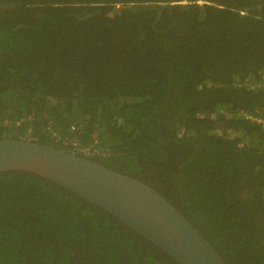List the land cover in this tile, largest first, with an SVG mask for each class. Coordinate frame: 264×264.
Masks as SVG:
<instances>
[{
	"label": "trees",
	"instance_id": "obj_1",
	"mask_svg": "<svg viewBox=\"0 0 264 264\" xmlns=\"http://www.w3.org/2000/svg\"><path fill=\"white\" fill-rule=\"evenodd\" d=\"M1 2L0 138L136 177L226 264H264V126L241 114L264 117V0ZM0 264L181 263L56 183L11 171Z\"/></svg>",
	"mask_w": 264,
	"mask_h": 264
},
{
	"label": "water",
	"instance_id": "obj_2",
	"mask_svg": "<svg viewBox=\"0 0 264 264\" xmlns=\"http://www.w3.org/2000/svg\"><path fill=\"white\" fill-rule=\"evenodd\" d=\"M0 0L1 10L10 8ZM50 180L111 214L181 264H226L208 239L150 184L85 155L23 138H0V173Z\"/></svg>",
	"mask_w": 264,
	"mask_h": 264
},
{
	"label": "built area",
	"instance_id": "obj_3",
	"mask_svg": "<svg viewBox=\"0 0 264 264\" xmlns=\"http://www.w3.org/2000/svg\"><path fill=\"white\" fill-rule=\"evenodd\" d=\"M261 84L264 88V80L261 81ZM245 119H249L250 121H254L255 123L262 124L264 126V117L258 115V114H250V113H241Z\"/></svg>",
	"mask_w": 264,
	"mask_h": 264
},
{
	"label": "flooded vegetation",
	"instance_id": "obj_4",
	"mask_svg": "<svg viewBox=\"0 0 264 264\" xmlns=\"http://www.w3.org/2000/svg\"><path fill=\"white\" fill-rule=\"evenodd\" d=\"M147 173H148V172H147ZM157 185H159V187H160L162 190L164 189L165 191H167L166 188H163V187H165V186H164V183H163L161 180L157 181Z\"/></svg>",
	"mask_w": 264,
	"mask_h": 264
}]
</instances>
